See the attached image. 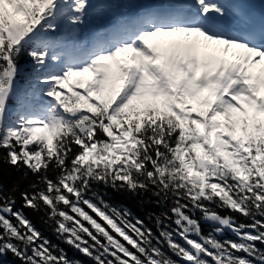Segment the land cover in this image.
<instances>
[{"label":"snow or ice","instance_id":"1","mask_svg":"<svg viewBox=\"0 0 264 264\" xmlns=\"http://www.w3.org/2000/svg\"><path fill=\"white\" fill-rule=\"evenodd\" d=\"M0 150V264H264V7L0 0Z\"/></svg>","mask_w":264,"mask_h":264},{"label":"trees","instance_id":"2","mask_svg":"<svg viewBox=\"0 0 264 264\" xmlns=\"http://www.w3.org/2000/svg\"><path fill=\"white\" fill-rule=\"evenodd\" d=\"M21 67L26 68L28 64L27 57H24L20 61ZM5 153H3L2 150H0V156H3ZM20 173H18L14 168H11L6 163H3L2 160H0V181L3 182L5 189H11L14 184H16L19 180ZM30 179H34L30 176ZM27 187V182L20 183V191H22L24 188ZM101 191H106L107 195L105 196V199L113 204L114 206L120 207V208H128L132 211L134 216H139L141 219L145 220V223L153 229V231H156V225L155 221L153 219H149V215L151 212H155L159 214L164 209L162 208H156L153 206L144 207L142 206L137 199L132 198L129 195L125 194H119L112 192L111 189H101ZM17 201L19 202L20 199V192L17 191L15 193ZM27 214L30 216V218L36 223V226L44 232L46 236H49L51 239H53L54 242H56L55 237L51 235L50 230L47 229L46 225H44L38 216L36 214H33L31 212H27ZM240 222H243L242 218H239ZM207 231V229H206ZM230 238L234 239L233 236L227 235L225 237H218V239H225ZM62 247H65L69 253L70 256H74L76 258L82 259L84 261V264H91V261H88L86 258L81 257L79 253L74 252L72 249L68 248L66 245H61ZM18 264V262H17Z\"/></svg>","mask_w":264,"mask_h":264}]
</instances>
